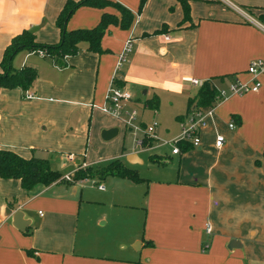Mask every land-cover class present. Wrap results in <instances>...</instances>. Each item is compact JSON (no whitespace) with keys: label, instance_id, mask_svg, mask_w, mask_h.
Wrapping results in <instances>:
<instances>
[{"label":"crops","instance_id":"0c3cea01","mask_svg":"<svg viewBox=\"0 0 264 264\" xmlns=\"http://www.w3.org/2000/svg\"><path fill=\"white\" fill-rule=\"evenodd\" d=\"M65 1L0 0V58L23 30L37 42L56 43L55 18ZM111 1L131 20L127 27L107 25L99 52L80 43L61 64L35 51L14 54L13 68L34 67L36 77L27 90L0 88L1 149L23 158L77 157L72 170L87 164L80 151L90 122L97 134L117 129L109 139L100 137L104 141L119 134L122 122L100 105L126 40L129 51L115 83L131 96L126 108L150 109L152 120L164 109L185 121L187 99L198 89L192 78H210L216 87L255 82L257 90L202 107L212 111L199 145L179 146L177 153L165 147V158L152 155L156 169L139 176L143 180L95 179L107 182V188L96 185L100 200L83 201L76 186L61 181L25 189L18 179L0 177V264H264V72L250 80L246 70L250 61H264V33L243 17L264 20V0H187L189 19L179 26L180 0H145L139 11L138 0ZM103 11L120 17L111 4L80 5L65 29L93 27ZM147 100H155V108ZM216 134L223 136L220 148L213 145ZM165 135L173 134L167 129ZM150 139L142 137L145 149L164 146H150ZM130 153L138 155L122 146L116 152L122 158ZM124 161L131 169L140 162ZM88 203L94 212L84 207Z\"/></svg>","mask_w":264,"mask_h":264},{"label":"trees","instance_id":"16d2710c","mask_svg":"<svg viewBox=\"0 0 264 264\" xmlns=\"http://www.w3.org/2000/svg\"><path fill=\"white\" fill-rule=\"evenodd\" d=\"M144 1L145 0H138L137 11L140 10ZM109 4L115 6L120 11L119 18L111 13L103 11L98 22L93 27L75 28L71 30L65 29V20L78 6L89 5L103 8ZM180 4L182 8V18L177 26L189 19V6L187 0H180ZM130 20L131 14L129 11L115 1L66 0L55 18V25L60 31L59 40L56 43L48 44L37 42L34 40L33 33L29 30H23L10 39L9 43L4 47L0 58V88H19L21 90H27L31 87L36 77L35 68L27 65L20 68H13L11 64L12 57L19 50L35 52L43 50L46 56L55 58L57 62L61 64L64 62L66 56L73 55L78 50L80 43H85L86 48L92 52H99V41L107 25L118 24L120 27H127ZM163 29L164 28L161 27L160 30L156 29L154 32H159ZM221 78L222 77H220V79ZM216 94L217 87L213 84L212 79L209 78L202 81L195 95L187 99L186 112L193 108L214 104ZM155 102L156 101L154 100L152 104L150 100H147L146 103L150 104L152 108H155ZM178 146H182V148L189 147L187 143H179ZM86 170H100L98 174L99 176H97L99 180H102L108 175L125 178L134 183L143 180V178L137 175L135 170L125 166L118 159L108 161L101 168H92L89 166ZM59 176L60 173L52 169L45 158L34 156L23 158L11 150L0 148L1 178L18 179L23 188L30 189L36 183L44 185L50 184L57 180ZM82 176V171H77L73 177L74 179H77L79 177L82 178Z\"/></svg>","mask_w":264,"mask_h":264},{"label":"rangeland","instance_id":"374dc122","mask_svg":"<svg viewBox=\"0 0 264 264\" xmlns=\"http://www.w3.org/2000/svg\"><path fill=\"white\" fill-rule=\"evenodd\" d=\"M136 108L137 110L134 107L129 108L136 112V118L132 124L133 127L127 128L122 126V124L118 122V126L120 127L119 134L111 140L104 141L100 138V132L98 131L97 134V126L94 122L89 123L90 134L89 138L87 137V139H85V136L89 131V127H85L83 145L80 151V155H82V157L84 158V162L88 165L79 163L76 168L72 170V168L75 166V159H77V157H61L60 155H58L59 153H53L52 155H50L51 157H44L45 159H47L48 165L51 168L59 171L60 173L67 172L62 175L60 174L59 178L55 181H61L66 185L76 186L78 191L77 194L81 191L80 195L83 201L100 200L99 197H102L104 194L103 192L96 189V185L99 184L107 188V182L105 181L94 183V180L97 178V176H99L98 174L100 170L87 171L86 169L89 166H91L92 168H101L112 159H118L122 162V164L128 166V164H126V162L124 161L125 157L122 158L119 154H116V152L120 150L121 146L126 151L135 150L137 152L138 155H136V158L140 160V162L131 166L135 170L137 175L150 176V174H152V172L156 169L152 161H150L151 156L158 154V157L161 156L160 158H165V156L161 155V153L165 151V147L166 149H168L170 146H166L165 144L164 146H160L155 149H145L147 148L146 145H137L135 143V139L142 138V132L140 129H143V126H151L153 122L155 123V138L150 139V146H154L155 144L157 145L160 141L169 140L178 135L181 130V123H178V121L176 120V113H173L172 111L169 112L164 109L162 111L158 110V113L156 114V116H154L155 119L152 120L153 112L150 109L142 108V106H136ZM167 129L169 133H172L173 135L166 137L165 130ZM158 131H160V133ZM157 132L159 135L155 134ZM67 158L70 161H68ZM77 171H82V178L79 177L77 179H74L73 176L77 173ZM63 176H68V178H64ZM69 192H71L70 188ZM117 194L119 193L117 192L116 196ZM84 207H87L89 210L91 209V212H94L96 210V206H94L92 203H88Z\"/></svg>","mask_w":264,"mask_h":264},{"label":"built area","instance_id":"2783aa9c","mask_svg":"<svg viewBox=\"0 0 264 264\" xmlns=\"http://www.w3.org/2000/svg\"><path fill=\"white\" fill-rule=\"evenodd\" d=\"M244 19L253 22L258 29H260L264 33V20L260 19L254 20L249 18V16L243 15ZM130 40H126L123 43L121 51L117 54V58L114 64V73L107 85V89L105 91L104 99L102 104L100 105V109L105 114L115 117L120 120L124 127L132 128L133 121L136 118V112L134 110L126 108V103L130 100V94L128 91L120 88L115 83V74L121 69L122 64L126 60V55L129 51ZM36 53L39 56H46L43 50H38ZM247 72L251 75L250 80L254 79L259 73L264 72V61L261 59H254L249 62L247 66ZM192 84L197 85L198 87L201 85L202 81L198 79H190ZM257 90V84L253 82L249 84L248 82H240L238 80H233L229 82L226 86L217 87V94L215 97V103L227 98L231 95H242L247 92H255ZM26 98H31L33 95L29 92L25 94ZM212 111V107H208L207 110H203L202 107L190 109L186 112L185 121L181 122V130L172 139L160 141L158 145H169L171 153L179 152V143H187L189 147H197L200 142L199 130L205 124V117L208 116ZM228 128L233 127L232 121L227 123ZM155 127V123L153 122L151 126H143V129H140L142 132V137H150L155 138L153 133V129ZM135 143L137 145L142 146V138L135 139ZM223 143V136L221 134H216L213 140V145L216 148H220ZM64 178H68V176H63ZM98 188L102 189L103 186L98 185ZM205 233L208 234L210 232V226L207 223L205 225ZM207 247V243L203 245L202 249Z\"/></svg>","mask_w":264,"mask_h":264},{"label":"water","instance_id":"95a60500","mask_svg":"<svg viewBox=\"0 0 264 264\" xmlns=\"http://www.w3.org/2000/svg\"><path fill=\"white\" fill-rule=\"evenodd\" d=\"M116 131H117V129L115 127H111V128H108V129H103L100 132V137L102 139H109L110 137H112L116 133ZM134 158H136V157H135V154H133V153H130L129 155H127L125 157L126 161L129 162V163H133L134 162L133 161ZM16 215H17V213H15L13 215V217H15ZM234 242H235V240L231 239V240H229L228 244H233Z\"/></svg>","mask_w":264,"mask_h":264}]
</instances>
